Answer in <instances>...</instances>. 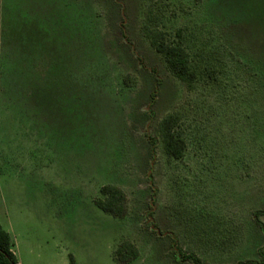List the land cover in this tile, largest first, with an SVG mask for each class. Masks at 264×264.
Masks as SVG:
<instances>
[{
  "label": "rangeland",
  "instance_id": "rangeland-1",
  "mask_svg": "<svg viewBox=\"0 0 264 264\" xmlns=\"http://www.w3.org/2000/svg\"><path fill=\"white\" fill-rule=\"evenodd\" d=\"M30 1L56 53L44 72L0 61V226L18 264H117L122 240L129 264H192L173 241L206 264H264V0ZM144 25L181 30L191 89ZM103 185L124 192L122 218L95 206Z\"/></svg>",
  "mask_w": 264,
  "mask_h": 264
},
{
  "label": "trees",
  "instance_id": "trees-1",
  "mask_svg": "<svg viewBox=\"0 0 264 264\" xmlns=\"http://www.w3.org/2000/svg\"><path fill=\"white\" fill-rule=\"evenodd\" d=\"M153 19L149 16V23ZM143 33L148 39L151 47L156 53L160 54L169 71L180 81L186 84L188 89L193 87L197 80V74L191 67L188 52L181 44V30L175 33L176 41H171L169 35L153 25L143 26ZM178 123L176 115H167L160 122V132L162 136L163 150L165 154L179 160L184 153V140L175 132V126ZM100 198L94 200V204L102 212L114 217L122 218L126 213V196L124 192L114 185H103L99 190ZM264 214V207L253 213V221L259 230L264 234V224L259 217ZM173 248L177 261L192 264H206L198 256L192 253H183L176 247V241H173ZM14 242L11 235L0 226V264H18L14 253ZM260 256L261 253H259ZM114 258L117 264H129L139 257V251L135 244L129 240H122L116 247ZM264 260L263 257H261ZM70 264H74L73 257L70 255ZM249 264H262L250 262Z\"/></svg>",
  "mask_w": 264,
  "mask_h": 264
},
{
  "label": "crops",
  "instance_id": "crops-1",
  "mask_svg": "<svg viewBox=\"0 0 264 264\" xmlns=\"http://www.w3.org/2000/svg\"><path fill=\"white\" fill-rule=\"evenodd\" d=\"M31 7L34 8L33 14H31ZM45 19L42 17L40 4L37 1L0 0V61L5 62L3 57L14 53V56H18L25 66L31 60H35L36 66L38 64L44 72L43 63L45 65L48 50L52 54L56 53L54 45L51 41H47V20ZM60 53L57 50V54L60 55ZM31 68L33 71L36 69L32 66Z\"/></svg>",
  "mask_w": 264,
  "mask_h": 264
}]
</instances>
